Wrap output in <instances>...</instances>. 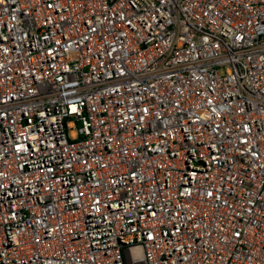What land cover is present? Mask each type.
<instances>
[{
	"label": "built area",
	"instance_id": "2783aa9c",
	"mask_svg": "<svg viewBox=\"0 0 264 264\" xmlns=\"http://www.w3.org/2000/svg\"><path fill=\"white\" fill-rule=\"evenodd\" d=\"M0 264H264V0H0Z\"/></svg>",
	"mask_w": 264,
	"mask_h": 264
}]
</instances>
